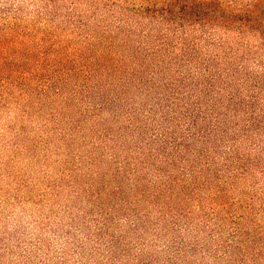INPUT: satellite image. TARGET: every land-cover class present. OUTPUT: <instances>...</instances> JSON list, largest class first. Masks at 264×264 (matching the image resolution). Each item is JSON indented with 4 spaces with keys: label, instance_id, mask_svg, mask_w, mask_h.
<instances>
[{
    "label": "rangeland",
    "instance_id": "374dc122",
    "mask_svg": "<svg viewBox=\"0 0 264 264\" xmlns=\"http://www.w3.org/2000/svg\"><path fill=\"white\" fill-rule=\"evenodd\" d=\"M107 1L0 0V264H264V47Z\"/></svg>",
    "mask_w": 264,
    "mask_h": 264
},
{
    "label": "trees",
    "instance_id": "16d2710c",
    "mask_svg": "<svg viewBox=\"0 0 264 264\" xmlns=\"http://www.w3.org/2000/svg\"><path fill=\"white\" fill-rule=\"evenodd\" d=\"M181 0H170L166 7L168 12L162 15H174L178 19H184V24H200L208 23L210 24L211 30H222L226 33H235L240 38L251 37L255 38L260 42L261 47H264V0H187L185 4L174 14L169 10H172L175 6L179 5ZM100 3H106L108 1L100 0ZM139 14L148 13V9H137ZM159 12V11H158ZM158 12H155L157 15ZM157 18H163L158 16ZM165 19V18H163ZM173 22H179L182 20H171ZM24 28L23 24L15 25V22L9 24V26H4L3 30L0 32V54L5 57L8 56L9 52L15 50V41L19 39L22 35L21 30ZM28 30V29H27ZM29 32V30L27 31ZM1 46L5 47L4 50ZM20 55L23 52L24 46H16ZM6 52V54H5ZM8 52V53H7ZM29 53V52H27ZM44 53H42L43 55ZM103 59H95L94 63L99 69H103L104 64L111 65L113 60L112 54L102 50ZM31 54H23V58H30ZM80 59L85 57L84 53L81 52ZM8 60V57L6 58ZM8 62V61H7ZM20 62L14 63L9 61L8 68L15 73L23 69ZM36 63H40L37 61ZM85 66H81L83 69ZM19 75L12 77L8 84L15 85L19 81ZM251 149L248 153H241L235 161L239 164L237 170H245L243 175H247L250 170L255 166L258 167L259 174L264 179V134L259 136V141L255 142L254 147H249ZM252 152H254L255 157H252ZM256 186V184L254 185ZM210 203L213 208L214 205L224 206L228 205V201H225L221 195H215L210 198ZM247 207L252 208L253 205H248Z\"/></svg>",
    "mask_w": 264,
    "mask_h": 264
}]
</instances>
